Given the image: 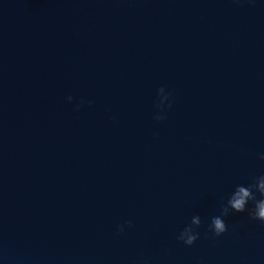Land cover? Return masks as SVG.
I'll return each mask as SVG.
<instances>
[{
  "label": "water",
  "instance_id": "water-1",
  "mask_svg": "<svg viewBox=\"0 0 264 264\" xmlns=\"http://www.w3.org/2000/svg\"><path fill=\"white\" fill-rule=\"evenodd\" d=\"M262 155L264 0H0V264H264Z\"/></svg>",
  "mask_w": 264,
  "mask_h": 264
},
{
  "label": "clouds",
  "instance_id": "clouds-1",
  "mask_svg": "<svg viewBox=\"0 0 264 264\" xmlns=\"http://www.w3.org/2000/svg\"><path fill=\"white\" fill-rule=\"evenodd\" d=\"M234 2L240 3V0H234ZM157 119L159 120V118ZM261 159H264V155L261 156ZM257 192L260 194V199L254 194ZM249 202L254 203V207L250 211L248 209ZM232 211L235 213L248 212L252 220L264 222V176L258 177L248 187L237 186L234 193L229 197L227 204L222 206L221 215L212 217L209 231L213 232L216 237H220L228 231V226L224 218L228 217ZM128 226H132L130 222ZM201 226L202 220L200 216H194L191 225L184 228L178 239L187 246H193L199 239V233L195 229ZM119 230L123 232V226H120Z\"/></svg>",
  "mask_w": 264,
  "mask_h": 264
}]
</instances>
